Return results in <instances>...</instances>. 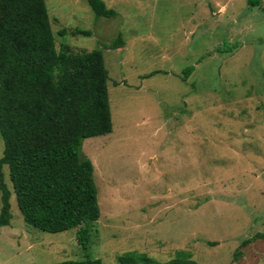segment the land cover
<instances>
[{
	"label": "rangeland",
	"instance_id": "374dc122",
	"mask_svg": "<svg viewBox=\"0 0 264 264\" xmlns=\"http://www.w3.org/2000/svg\"><path fill=\"white\" fill-rule=\"evenodd\" d=\"M103 1L116 18L96 19L88 0H46L58 49L125 41L103 49L113 132L82 147L101 211L89 247L77 229L26 224L4 166L12 220L0 264H120L132 251L162 263L187 251L195 264H264L263 240L242 247L264 234V13L249 0Z\"/></svg>",
	"mask_w": 264,
	"mask_h": 264
},
{
	"label": "trees",
	"instance_id": "16d2710c",
	"mask_svg": "<svg viewBox=\"0 0 264 264\" xmlns=\"http://www.w3.org/2000/svg\"><path fill=\"white\" fill-rule=\"evenodd\" d=\"M88 4L96 19L118 15L103 0H88ZM249 4L264 13L262 0H249ZM67 33L64 29L60 35ZM71 34L92 36L91 31L79 29ZM124 46L122 34L102 44L106 50ZM103 49L74 52L66 44L58 49L46 0H0V137L4 143L0 158V233L12 220L11 192L3 173L7 166L25 223L46 233L77 229L78 244L88 249L92 224L99 220L101 211L94 166L82 147L86 139L113 132L110 76ZM193 71V67L185 69L183 79ZM258 239L264 241V234L245 240L242 247ZM240 256L237 250L235 261ZM192 257L190 252L179 251L174 259L162 263L146 253L132 251L118 261L195 264Z\"/></svg>",
	"mask_w": 264,
	"mask_h": 264
}]
</instances>
